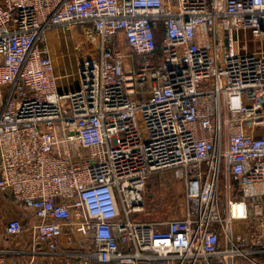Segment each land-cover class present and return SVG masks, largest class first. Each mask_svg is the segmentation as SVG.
I'll return each mask as SVG.
<instances>
[{"label": "built area", "instance_id": "obj_1", "mask_svg": "<svg viewBox=\"0 0 264 264\" xmlns=\"http://www.w3.org/2000/svg\"><path fill=\"white\" fill-rule=\"evenodd\" d=\"M83 26L63 91L46 34ZM165 170L184 217L142 219ZM0 193L59 264H264V0H0Z\"/></svg>", "mask_w": 264, "mask_h": 264}, {"label": "rangeland", "instance_id": "obj_2", "mask_svg": "<svg viewBox=\"0 0 264 264\" xmlns=\"http://www.w3.org/2000/svg\"><path fill=\"white\" fill-rule=\"evenodd\" d=\"M88 31V27L83 26L72 30L56 28L46 34L60 88L79 79L80 63L89 57L94 44ZM240 40L243 52H256L260 46V42L253 38L251 32L242 30ZM185 192V178L181 171L165 170L154 175L147 185L146 209L142 213V219L163 222L183 218L186 207ZM260 259L261 257L258 258ZM62 260L54 258L51 262L59 264ZM261 261H264V257Z\"/></svg>", "mask_w": 264, "mask_h": 264}, {"label": "crops", "instance_id": "obj_3", "mask_svg": "<svg viewBox=\"0 0 264 264\" xmlns=\"http://www.w3.org/2000/svg\"><path fill=\"white\" fill-rule=\"evenodd\" d=\"M79 79L73 84L66 83L62 85L63 91H69L77 87ZM67 86V87H66ZM12 219H22L25 223L32 221L31 209L22 208L21 205L14 202L7 194L0 193V249L8 252L7 262L8 264H24L30 261L32 258L38 264H54L51 262L54 257L38 255L33 257L29 250L31 247L29 236L25 234L23 237L13 238L8 235L6 226Z\"/></svg>", "mask_w": 264, "mask_h": 264}, {"label": "trees", "instance_id": "obj_4", "mask_svg": "<svg viewBox=\"0 0 264 264\" xmlns=\"http://www.w3.org/2000/svg\"><path fill=\"white\" fill-rule=\"evenodd\" d=\"M161 42H162V37L160 36H157V43H158V46H161ZM21 205V204H19ZM22 208H26V205H21ZM28 208V207H27Z\"/></svg>", "mask_w": 264, "mask_h": 264}]
</instances>
